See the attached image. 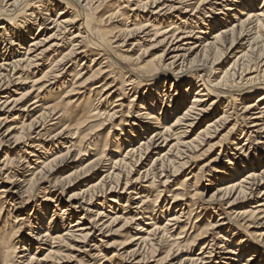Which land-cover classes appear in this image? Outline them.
<instances>
[{"label":"bare ground","instance_id":"1","mask_svg":"<svg viewBox=\"0 0 264 264\" xmlns=\"http://www.w3.org/2000/svg\"><path fill=\"white\" fill-rule=\"evenodd\" d=\"M259 1L258 7L256 0H117L101 10L97 7L105 11L100 14L88 9L90 0H0L4 6L0 7V264H94L101 256L105 230L110 234L112 226L128 221L138 222L135 233L124 239L118 252L102 256L101 264H148L161 254L155 261L158 264H207L205 260L220 255L216 247L224 250L218 260L231 263L260 248L263 254L257 264H264V148L260 151L253 146H264V58L259 71L248 66L259 43L264 52V0ZM59 5L62 8L55 11ZM216 6L223 7V18L204 25L200 17L206 19ZM39 11H45L47 18ZM52 11L56 13L53 17ZM102 15L106 24L115 21L119 26L101 27ZM30 18L39 21L36 37L32 27H25ZM213 25L218 29L208 38ZM137 34L145 37L137 40L140 48L144 42L153 47L164 45L158 58L132 65L130 51L122 48ZM244 38L246 49L240 45ZM192 40L203 45L188 60L199 47H192ZM234 46L241 49L239 54L217 77L213 66ZM15 47L23 50L22 55L16 54ZM84 70L87 72L82 73ZM29 80L30 86L20 93L11 90L18 84L28 85ZM115 86V92L107 93ZM192 90L195 94L186 104ZM130 92L134 97L127 108L135 94H142L136 115L131 122L120 118L113 124L123 105L116 102ZM220 96L230 100L218 113ZM230 105L231 112L225 110ZM107 124L109 131L99 151L102 133L94 132ZM122 124L127 128L119 130ZM114 127L118 133L110 136ZM238 132L240 137L234 139ZM240 138L248 143L241 144ZM228 145L234 146L235 154L226 152ZM91 147L93 157L81 160ZM215 150L216 157L187 174L170 191L166 198L170 197L168 205L175 210L165 216V208L157 205L163 192L158 188ZM220 156L227 160V168L222 162L220 165ZM148 161L133 182L148 183L139 192L143 195L137 197L138 185L126 193L130 180L124 172ZM212 164L221 167L214 170ZM67 165H73L72 169L61 173L60 166ZM210 172L216 178L211 176L214 181L207 182L216 183V188L205 199L210 188L201 182ZM76 185L82 187L80 191L61 206L66 189ZM153 187L156 195L150 206L149 196L144 194ZM120 189L122 193H118ZM123 193L125 201L120 196ZM98 198L103 200L98 202ZM237 204L244 206L236 210ZM49 205L59 214H50ZM222 206L229 211L224 213ZM104 207L108 214L102 212ZM28 209L32 214L24 218ZM196 210L201 213H194ZM215 213L226 215L235 227L223 222V216L215 224L209 222ZM164 216L165 224L160 226ZM9 225L12 227L7 229ZM237 229L244 231L245 240L236 238ZM196 244L201 245L199 253L192 256ZM221 244L226 248H220ZM18 245L22 248L19 253ZM32 248L34 253H30ZM44 250L41 258H35ZM252 257L240 264H249Z\"/></svg>","mask_w":264,"mask_h":264},{"label":"rangeland","instance_id":"2","mask_svg":"<svg viewBox=\"0 0 264 264\" xmlns=\"http://www.w3.org/2000/svg\"><path fill=\"white\" fill-rule=\"evenodd\" d=\"M107 1V2H106ZM109 1H117V0H90V2H89V0H88V9H90V11H92V13H99L100 12V10H101V8L103 9V7H104V4H107ZM235 2H237V0H235ZM260 1L259 0H256V5L255 6H260ZM59 4V3H58ZM101 5H103V6H101ZM60 7H58V8H55V11L56 10H59V9H61L62 8V5H59ZM223 6V5H222ZM0 7H2L3 9H4V6L3 5H1V3H0ZM92 7V8H91ZM97 7H100V10L99 9H97ZM216 10L215 11H213V12H209V13H207L204 17H207L206 19H204L203 17H200V18H202V21H204L203 23H204V25H207V24H211V23H213L214 21H215V19H221V18H223L222 17V15L225 13V11L223 10V7H217L216 6V8H215ZM10 10V9H9ZM221 10V11H220ZM55 11H52V15H51V12H48V14L49 15H51L52 17L53 16H55L56 15V13H55ZM97 11V12H96ZM106 11H107V8H106ZM39 12H41V11H39ZM103 12H105V11H102V12H100V14H102ZM54 13V14H53ZM221 13V14H220ZM40 14H42V16L44 17V19L45 18H47V16H45V14H47L45 11L43 12H41ZM97 15H99V14H97ZM102 17H104V22H102V26L101 27H103V28H112V27H115V26H119V25H117V23H115V21H112V22H110L109 23V25L108 24H106L107 23V19L105 18L106 16L105 15H102ZM166 18H167V15H166ZM32 18H30L29 20L27 19V20H25V27H32V31H33V33H34V37H36V35L38 34V32H36V30H37V28H36V23L38 24L39 23V21H38V18H37V20L35 21V19H33V20H31ZM167 21H169V20H167ZM176 21V23H179V21H177L176 19H173V22H175ZM201 21V22H202ZM201 22H198L197 23V27L199 28V27H201ZM218 22V21H217ZM218 24V23H217ZM216 24V25H217ZM34 25V26H33ZM111 25V26H110ZM128 25H130V24H128ZM216 25H213V29L212 30H209L208 31V38L209 37H211L210 35L212 34V32L213 31H217V27H215ZM46 26V25H45ZM105 26V27H104ZM206 27V26H205ZM197 31H199V30H195L194 32L195 33H197ZM140 37L141 38H145V37H142V35L141 34H137L136 36H130V38L126 41V43H125V47H123L122 48V51H125V50H127V51H130V54L129 55H132V65H137L138 63H140V62H146V61H148V60H151V59H156V57L158 58V55H160L161 54V52L165 49V47H164V45L162 44L161 46H148V45H146V43L144 42V44L143 45H141V48H140V46H138V45H136L137 44V40H139L140 39ZM7 38H9V36H7L6 37V39ZM120 39H122V38H120ZM146 41H148V39H145ZM139 42H142V41H139ZM8 43V42H7ZM191 43H194L193 45H192V47L196 44L197 46H199V47H196V51L192 54V55H190V57H188V60H191V59H193L194 58V56H195V53L196 52H199L200 51V49L202 48V45L199 43V42H197L196 40H192V42ZM5 44H6V42H5ZM142 44V43H141ZM242 44V46H244V48L246 49L247 48V43H246V40H245V38L240 42V45ZM258 45H260V43L258 44ZM258 45H257V49L254 47V45H253V47L252 48H255L256 50V53H255V51H254V55H252L248 60L250 61H248L250 64L248 65V66H250L249 68H252L254 71H259V70H257L258 69V67H259V63H260V60H262V58H264V52H262V51H260V46L258 47ZM163 47V48H162ZM238 47L239 46H234L233 47V50L232 51H229V52H227L226 53V55H224L223 56V58H221L220 59V61L217 63V64H215L213 67H214V69H215V73H217L216 75H217V77H219L220 75H222V72H223V70H226V69H228L229 68V66L231 67V62L233 61V59H234V56L235 55H238L239 54V52H240V48L238 49ZM235 48V49H234ZM237 48V49H236ZM251 48V49H252ZM142 49V50H141ZM15 51H16V54L17 55H22V54H19V53H23V52H21V51H23V50H19L18 48H16L15 47V49H14ZM137 50H139V51H137ZM141 50V51H140ZM146 50V51H145ZM259 50V51H258ZM237 51H239V52H237ZM18 52V53H17ZM137 52H139V53H137ZM141 52V53H140ZM259 54H262V56H261V59L259 58L258 59V55ZM254 56V57H253ZM169 57V56H168ZM168 57H166V59L168 58ZM253 57V58H252ZM136 59V60H135ZM223 59V60H222ZM253 60V61H252ZM257 60V61H256ZM85 62V64H87V65H89V63H87L88 61H84ZM44 63H46V62H44ZM230 63V64H229ZM253 63V64H252ZM245 64H246V62H245ZM256 64V65H255ZM258 64V65H257ZM87 65H85V66H87ZM254 65V66H253ZM85 66H83L82 68H84ZM253 66V67H252ZM219 68V69H218ZM256 69V70H255ZM262 69V68H261ZM252 71V70H251ZM82 73H86L87 71H81ZM26 72H23V74H25ZM39 75V74H38ZM85 77H87V76H85ZM31 80V79H30ZM30 80L29 81H26L25 83H28V82H30ZM115 85V84H114ZM113 84H112V86H114ZM30 86V84L28 83V85L27 84H18L17 86H12V88H11V90H15V89H19L20 91H18L19 93L21 92V90H23V89H27V87H29ZM116 87L117 86H115V87H112V88H110L109 90H108V92L107 93H111L112 94V92H115V89H116ZM167 88H161V91H165ZM193 91V90H192ZM137 92H140V93H143V90H137ZM145 93H147L146 91H144ZM191 92V91H190ZM195 93H194V91L193 92H191V95L190 96H188V101L186 100V104L187 103H189V101H190V99L193 97V95H194ZM115 95H117L116 93L114 94V96ZM141 95L142 94H135V98H134V101L132 102V108L130 107V108H127L128 107V101L132 98V97H134V94H133V92H130V93H128L127 95H125V98H122V97H120V98H122V100L121 101H118V102H116V104L115 105H118V104H123L122 105V108H121V110L119 109V108H116L115 109V111H119V113L116 115V117H117V119L114 121V123L113 124H117L118 122H119V119L120 118H122L123 120H125V121H130V120H132L131 119V117L132 116H135L136 114L134 113L135 111H136V109L138 108V104H139V101H141ZM233 95H236V94H233ZM140 96V97H139ZM221 98V102H220V106H219V110H218V113H220L221 112V110L226 106L225 104H228L229 102H227V100H230V99H226L225 100V98L226 97H223V96H220ZM224 98V99H223ZM227 98H229V97H227ZM124 99H126V101L124 100ZM223 99V100H222ZM113 100H116L115 98L113 99ZM163 102H166L165 101V98H164V100H163ZM238 103H240V101H237ZM185 104V105H186ZM230 104H231V102H230ZM224 107H223V106ZM238 105V104H237ZM232 108H231V107ZM229 107L230 108H228V107H226L225 108V110H228L229 112H231L232 111V109H233V106L232 105H230ZM220 107H222L221 109H220ZM228 108V109H227ZM239 108V107H238ZM231 110V111H230ZM163 111V110H162ZM162 111H161V113H162ZM129 112V113H128ZM179 113V112H178ZM127 114V115H126ZM122 115V116H121ZM127 116H129V117H127ZM216 116V113H214L211 117H210V119L211 118H214ZM124 117V118H123ZM209 117V116H208ZM207 120V119H206ZM131 122V121H130ZM204 124L205 123H203V124H200V125H198L196 128H195V130H194V134L195 133H197L198 132V130L200 129V128H202V127H204ZM124 125H127V124H122L120 127H117L119 130L121 129V128H127V127H125ZM202 126V127H201ZM109 127H110V125L109 124H107V125H105V126H103V128H102V130L99 132V133H97V132H94L95 134H101V142L99 141V143L97 144L98 145V149H99V151H101L102 149H103V141H105V136L107 135V133H108V131H109ZM116 127H114V128H112V129H110L111 131V133L109 134L110 136L111 135H113V133H118L117 131H114V129H115ZM127 130V129H126ZM104 131V132H103ZM224 133V132H223ZM222 133V134H223ZM240 133L238 132L237 134H236V136L234 137V139H238L239 137H240ZM112 140L111 139V137H108V140ZM214 142H216V140L215 141H213L212 143H214ZM241 144H243V143H248V141H242V138H240V141H239ZM88 143V142H87ZM135 143H137V140H135L134 141V143H132L131 145H134ZM231 143V142H230ZM259 143H263L262 141H260ZM84 144H85V141L82 143V145H81V149L82 150H84V148H83V146H84ZM68 145V144H67ZM67 145H65L66 147H67ZM255 148H260V151L261 150H263V148H264V146H263V144H259V145H253ZM231 148H233L234 149V146L233 145H228L227 146V149L229 150V151H227L226 150V152H228L229 154H235L236 152L233 150V149H231ZM262 148V149H261ZM205 149V148H204ZM89 150L91 151H88V152H84V156L83 157H81L82 159L81 160H87L88 158H90L91 157V154H92V157H93V155H94V153H93V149H92V147L91 148H89ZM234 151V152H233ZM259 150H254V152H255V154H260L261 155V153L260 152H258ZM82 152V153H83ZM231 152V153H230ZM64 153V152H63ZM87 154V155H86ZM217 154H218V151L217 150H215V152H210V153H207V155L205 154V156H203L200 160H198L197 162H195L194 163V165L192 166V167H189L188 169H186V170H184V171H182V172H180V174H179V176H177L176 178H171L170 179V181L171 182H169L167 185H165L164 187H160V188H158V190L159 191H163L162 193H161V195H160V199H159V203L157 204L158 206H160V207H164L165 209H163L164 211H163V214L165 215V216H168L169 215V211H174L175 209H172V206L171 205H168L169 203H170V201H171V199H170V197L169 198H166L168 195H171V193H170V191H172L183 179H184V177L187 175V174H189L190 172L191 173H195L196 171H197V169H198V167L200 166V165H202V164H204V163H206L208 160H210L211 158H213V157H216L217 156ZM221 154V153H220ZM223 155H224V153H222ZM74 155V158H75V156L77 155V153L76 152H73V154H72V156ZM239 156V155H238ZM237 156V157H238ZM251 156V155H250ZM252 157V156H251ZM2 158V155L0 156V159ZM221 162L222 163H224V166L227 168V160L226 159H224V157L223 156H220V165H221ZM150 163V161H148V162H144L142 165H138V166H135L134 168L132 167V169L129 171L128 169L124 172V175H128V179L130 180V184L128 185V187H127V191H126V193H130L132 190V188H133V186H135V185H138V184H133V182H134V180L138 177V174L139 173H141V172H143V170H145L147 167H148V164ZM145 165V166H144ZM219 164L218 165H216V164H212L211 165V167L212 168H214V170L215 169H217V168H220L221 166H220ZM67 166H69V167H67ZM66 166V168L65 167H63V166H60V167H62L61 168V173H63V172H67V171H69L70 169H72V167H73V165H67ZM210 168V167H209ZM222 170H225V168L224 169H222ZM100 175H102V174H100ZM100 175H98V176H96V177H94L93 179H95V180H97L99 177H100ZM208 175V176H207ZM211 176L212 177H214V178H216L215 176V174H213V172H210V173H207L206 174V176L204 177V179L202 180V185H204L205 187H207L208 189L210 188V192L208 193V195L206 196V198L205 199H208V197L214 192V190H215V186H216V183H212V182H207V181H214V179H212L211 178ZM158 180H160V178H158ZM92 181V180H91ZM162 181H163V179H162ZM132 182V183H131ZM139 184L140 185H138L137 186V191H136V193H139L141 190H143V189H145V187L147 186V184L145 183V182H143V181H141V182H139ZM209 184H211L210 186H209ZM123 185H124V181H122V185H121V188H123ZM82 187L81 186H78V185H76V186H72L71 188H67L66 189V191H65V193H64V195H63V197H62V202L61 203H59L61 206H63V204H65V202H63V201H66L67 200V198H69V196L71 195V194H73V193H78L79 191H80V189H81ZM166 188V189H165ZM79 189V190H78ZM140 189V190H139ZM155 187H153V188H150V189H146L147 190V192L144 194V196H146L147 194H148V196H149V199L148 200H150L149 201V204H150V206H152V205H154V201H155V197H154V195H156V193L154 192L155 191ZM55 190H53V192H54ZM135 192V191H134ZM167 192V193H166ZM118 193H122V189H120V190H118ZM141 195H143V194H140L139 193V195H137V197L139 196H141ZM112 196H115V195H112ZM123 199H122V201H125V199H126V196L127 195H125L124 193L123 194H121L120 195ZM131 197H133V199L134 198H136V197H134L133 195H130ZM55 197H58V194L55 196ZM41 199H42V196L40 195L39 196V202H41ZM167 199V200H166ZM262 199H264V197L262 198ZM56 200V199H55ZM98 202H101V200H103L102 198H98ZM105 200V199H104ZM165 200H166V202H165ZM259 200V198L258 199H256L255 201H251V203H254V202H256V201H258ZM203 204V206L204 207H208V204L207 203H205V202H203L202 203ZM238 206H234V208H236V210L238 209L239 210V208H241V207H243L244 205L243 204H237ZM253 205V204H252ZM50 207H48L49 208V211H50V214H52L53 212L52 211H56L54 208H53V206L52 205H49ZM61 206L59 207V208H61ZM169 206V207H168ZM134 207V205H132V208ZM227 207L226 206H222L221 207V209L223 210V212L225 213V211H229L228 209H226ZM106 209V210H105ZM171 209V210H170ZM179 210V208H176V211H178ZM108 211H109V209L107 208V207H104V209H102V212H104V213H106V214H108ZM167 211V212H166ZM116 212L118 213L117 215L118 216H121L122 215V211H120L119 212V209L118 210H116ZM201 213V210H196V211H194V213ZM56 213H58L59 214V212L58 211H56ZM112 213H115V212H112ZM210 213V212H209ZM29 214H32V211L30 210V209H28V211L27 212H25V214H24V218L25 217H27V215H29ZM50 214H48V215H50ZM167 214V215H166ZM171 214V213H170ZM219 213H215V214H213V215H211V218L208 220L209 222H211L212 224H215L214 222L215 221H218V219H219V217H220V219H224V220H222L223 222H225L228 226H232L233 224L231 223V222H229L228 220H226L227 219V216L226 215H221V216H219L218 215ZM111 215H113V214H111ZM126 214H124L123 216L124 217H126L125 216ZM123 216H122V218H123ZM165 216L160 220V226H163L164 224H165ZM223 216V217H222ZM226 216V217H225ZM222 217V218H221ZM3 218V217H2ZM126 218H131V216H127ZM106 219H103V221H105ZM191 221V223H193L195 220H194V217H191V219H190ZM204 220V219H203ZM181 221H187V220H185V218H182L181 219ZM198 221H200V219L198 220ZM221 221V222H222ZM237 222V221H236ZM183 223V222H182ZM185 223V222H184ZM237 223H239V222H237ZM138 224V222L137 221H134V222H131V224L129 223V221H128V223L127 224H124V222H119V223H117V224H115L114 226H112L111 227V229H112V233H110V234H108V233H106L107 232V230H105V233H104V239H102L101 241H103V243H102V246L100 247V249L99 250H101V252H100V257H99V259H98V261H96L94 264H101V263H103V262H101L103 259L101 258L102 256H108V255H111L112 253H116V252H118L117 250H119L120 249V244H122L123 242H125L124 241V239L127 237V236H129V235H132V234H134L135 233V230H136V225ZM145 224V223H144ZM203 224V223H202ZM202 224H200L201 226H202ZM230 224V225H229ZM125 225V226H124ZM182 225H184V224H182ZM143 226V225H142ZM201 226H199L200 228H201ZM234 227H235V225H233ZM232 226V227H233ZM12 226L11 225H9V227L7 228V229H10ZM125 227V228H124ZM227 227V226H226ZM23 229H25V228H23ZM120 230H121V232H120ZM257 230V228L255 227L254 228V230H251V231H256ZM119 231V232H118ZM214 231V230H213ZM213 231H211V232H213ZM25 232V231H24ZM196 232H198V231H196ZM215 232H219V230H215ZM235 232H236V234H235V236H236V238L239 240V239H243V240H245L246 239V237H244L243 235H245L244 234V231H242L241 229H237V230H235ZM6 233H9V230H7V232ZM97 234V233H96ZM112 234V235H111ZM125 234V235H124ZM21 234H19V236H20ZM124 235V236H123ZM194 235H195V233H194ZM108 236V237H107ZM234 236V237H235ZM226 239H227V237H225ZM19 239V238H18ZM99 240V239H98ZM234 240V239H233ZM106 244V245H105ZM235 245L236 244H232V246L231 247H235ZM200 246L201 245H198V244H196V245H194L191 249H192V253H190V255H197L198 253H199V248H200ZM220 248H222V249H224V248H226V246L225 245H223V244H221V246L220 245H218ZM253 248H255L256 246H255V243H253L252 242V245H251ZM31 247V246H30ZM128 247H130V246H128ZM227 247H229V246H227ZM131 248H133V247H131ZM196 248V249H195ZM22 248H21V245H18V250H17V253H19V251L21 250ZM163 249H165V248H162V251H164ZM258 253H256V254H252V252H254L253 250L252 251H250V252H248L246 255H244V257L242 258V259H240V260H237V261H235L234 263L232 262L231 263V261H228V260H218V257H221L220 255H222V253H224V250H220L219 248L217 249V247H216V252L217 253H220V255L219 254H217V257L215 258H212V260H205V263H207V264H240V263H245V261L247 260V258H249V255H254V257H252L253 258V261H256V264L261 260V258H262V254H263V252L261 251V249L260 248H258ZM103 252V253H102ZM215 252V253H216ZM30 253H34V250H33V248L32 249H30ZM44 253H46L45 252V250H44V252L42 253V254H39V252L37 253V255L35 256V258H41L42 257V255L44 254ZM156 255V254H155ZM157 255H159V253H157ZM156 255V256H157ZM162 255V254H161ZM157 256V257H155V256H153L154 258H150V260H151V262H148V264H158L157 262H155L157 259H159L160 257H162V256ZM182 255H185V253H183ZM192 255V256H193ZM183 257H185V256H183ZM182 257V258H183ZM223 257H225V256H222V259H223ZM227 257V256H226ZM85 260V259H84ZM149 260V261H150ZM212 261V262H211ZM253 261L252 262H250V263H253ZM123 262H125V260L123 259H121V263H123ZM249 263V264H250Z\"/></svg>","mask_w":264,"mask_h":264}]
</instances>
